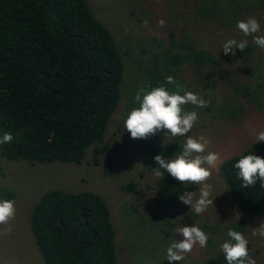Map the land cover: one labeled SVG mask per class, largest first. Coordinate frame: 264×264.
I'll list each match as a JSON object with an SVG mask.
<instances>
[{"label":"trees","instance_id":"16d2710c","mask_svg":"<svg viewBox=\"0 0 264 264\" xmlns=\"http://www.w3.org/2000/svg\"><path fill=\"white\" fill-rule=\"evenodd\" d=\"M251 51L248 43L237 55L247 60ZM151 57L142 71L143 86L174 89L165 83L166 77L176 79L175 72L185 65L192 69L195 84L208 88L210 79L217 75L234 90L241 89L245 101L247 97L255 100L250 86L234 87L220 58L197 47L184 31L178 39L169 32L162 49ZM123 68L112 34L94 16L87 0H0V136L4 132L14 136L11 143L0 145V157L29 164H80L90 148L91 163L97 164V156L112 148L103 138L120 98ZM192 92L200 94L199 90ZM212 106L186 104L184 109L197 114L211 111L218 117L235 111L223 100L221 106ZM142 140L147 144L140 152L147 156V169L152 172L159 167L156 155L170 159L182 151L184 143L175 139L158 143L154 135ZM248 154L264 158V142H253L224 158L218 165V176L235 206L262 217L264 188L259 180L255 186L242 188L239 170L234 167ZM131 184L125 188H132ZM188 188V183L165 172L156 176L151 191L157 207L164 211L175 206L178 196ZM13 198V191L0 186V199ZM28 225L43 264H116L109 209L93 191H43L31 208ZM229 228L243 229L240 222L231 223L227 231ZM199 264L227 262L220 252Z\"/></svg>","mask_w":264,"mask_h":264},{"label":"rangeland","instance_id":"374dc122","mask_svg":"<svg viewBox=\"0 0 264 264\" xmlns=\"http://www.w3.org/2000/svg\"><path fill=\"white\" fill-rule=\"evenodd\" d=\"M94 16L110 31L123 62V79L120 98L110 115L104 134V142L112 148L92 164L89 148L80 164L48 162L29 164L27 161H6L0 157V186L14 192L15 217L9 222L12 231L0 235V262L9 264H43L28 220L32 206L43 191L59 188L68 191L90 190L105 201L114 227L116 264H169L166 249L175 240L183 239L176 233L178 227L198 226L208 235L206 247L196 244L185 258L171 264H199L207 257L220 253V245L227 239V226L240 222L241 233L254 250L256 264H264V238L253 236L252 228L258 227L257 217L239 209L229 198L218 176L219 163L248 145L256 142V133L264 131V49L252 43L236 27L238 20L254 17L264 32V0H87ZM163 19L165 26L159 27ZM148 21V27L144 21ZM184 31L200 48L209 50L222 61L234 87L250 86L255 100L240 95L223 78L210 79L208 88L195 84L191 68L182 66L175 80L188 91L199 90L208 106L213 109L229 103L235 110L227 117L213 116L214 112H200L198 119L187 134L194 138L201 135L209 139L208 152L219 154L216 167L211 168L212 185L210 199L213 207L197 215L194 210L178 200L175 206L161 211L151 186L156 178L147 169V156L140 147L147 144L142 139H132L123 128V118L137 107L133 103L136 92L142 88V71L159 52L171 32L178 39ZM228 39L248 40L252 51L247 60L237 55H225L223 44ZM209 77V75H208ZM196 86V89L194 87ZM174 86V85H172ZM182 94V93H181ZM261 102V105L259 103ZM215 103V104H214ZM241 104V108L238 105ZM158 143L171 139L184 142L186 137H173L160 131L154 135ZM109 161V164H107ZM108 166V167H107ZM208 167V165H205ZM107 168V169H106ZM132 188H125L127 184ZM131 184V185H132ZM188 191L199 196L200 185L188 183ZM236 213H239V218ZM5 225H0L3 231Z\"/></svg>","mask_w":264,"mask_h":264},{"label":"clouds","instance_id":"9594fccd","mask_svg":"<svg viewBox=\"0 0 264 264\" xmlns=\"http://www.w3.org/2000/svg\"><path fill=\"white\" fill-rule=\"evenodd\" d=\"M159 2V0H157ZM144 26L148 27L145 20ZM158 26H165L163 19L158 21ZM236 27L245 36L252 37V43L264 49V32L261 31L260 23L254 17L238 20ZM248 40L228 39L222 46L225 55H235V49L241 52L247 47ZM166 84L174 85V89L166 88L164 85L155 87L145 86L140 88L133 99L137 107L131 108L123 118V128L127 130L132 139H148L160 131L173 137H186L182 145V151L166 159L162 154L154 157L159 165L154 168L155 176L161 177L165 172L170 174L179 182L200 185L199 196L194 200L196 192L184 191L178 196V200L190 206L199 215L210 206L213 207V199H210L212 185L207 181L211 178V168L216 167L220 160L219 154L205 152L209 139L201 135L198 138L188 136L194 123L198 119L196 111H185L184 105L191 104L199 108L208 107L210 100H205L202 95L188 91L185 86L175 80L173 76H167ZM150 88V90H149ZM182 93V94H181ZM14 136L10 132H4L0 136V145L11 143ZM256 142H264V131L256 133ZM208 165V167H205ZM238 169L237 177L242 180V188L255 186L257 180L264 188V158L258 155H242L234 164ZM164 170L163 172L161 171ZM15 202L8 199H0V225L6 227L0 231V235L12 231L9 222L15 217ZM239 218V213H236ZM258 227L252 228V235L264 238V220L257 222ZM176 233L182 235L183 239L173 241L166 249V260L179 262L185 258V254L192 251L196 244L201 248L206 247L208 235L198 226L178 227ZM227 237L220 249L227 264H256L254 250L248 248L249 241L245 236L232 228L227 231ZM0 264H9L8 261Z\"/></svg>","mask_w":264,"mask_h":264}]
</instances>
